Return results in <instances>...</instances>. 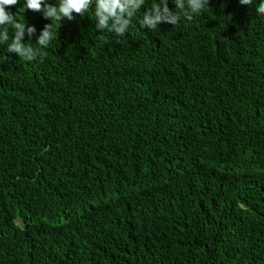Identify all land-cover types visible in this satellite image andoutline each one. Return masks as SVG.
Wrapping results in <instances>:
<instances>
[{"label": "trees", "instance_id": "16d2710c", "mask_svg": "<svg viewBox=\"0 0 264 264\" xmlns=\"http://www.w3.org/2000/svg\"><path fill=\"white\" fill-rule=\"evenodd\" d=\"M161 2L117 43L93 0L46 49L6 9L43 59L0 44V264H264L261 0L141 27Z\"/></svg>", "mask_w": 264, "mask_h": 264}, {"label": "clouds", "instance_id": "9594fccd", "mask_svg": "<svg viewBox=\"0 0 264 264\" xmlns=\"http://www.w3.org/2000/svg\"><path fill=\"white\" fill-rule=\"evenodd\" d=\"M20 0H0V44H7L8 53H13L25 61L32 62L37 58L43 59L42 53L38 52L31 43L22 41L27 35L31 40L36 33L34 26H27L25 21L18 22L15 14L6 11L9 7H15ZM175 11L168 7V0H162L161 3L153 4L140 21L141 27L152 31L157 30L160 23L176 25L181 16L191 21L194 16L200 15L206 9H209L210 0H173ZM243 6H251L252 0H239ZM145 0H95L94 16L96 29L101 32L107 30L114 33L117 37V43L124 42L123 38L129 34L133 19L141 11ZM93 9V0H59L58 6H53L47 0H26L24 8L21 10L41 13L43 18L50 20L36 40V44L46 49L51 41L56 39V33L65 19L73 21L76 16L83 17ZM258 14L264 15V0H261L256 7ZM12 27L14 38L9 43V30L6 26ZM59 25V27H57Z\"/></svg>", "mask_w": 264, "mask_h": 264}]
</instances>
